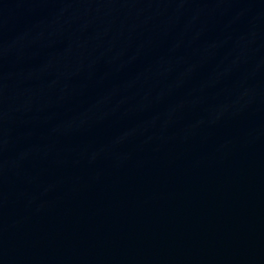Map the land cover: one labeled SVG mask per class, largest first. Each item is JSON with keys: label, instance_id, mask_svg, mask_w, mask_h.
<instances>
[{"label": "water", "instance_id": "95a60500", "mask_svg": "<svg viewBox=\"0 0 264 264\" xmlns=\"http://www.w3.org/2000/svg\"><path fill=\"white\" fill-rule=\"evenodd\" d=\"M0 264H264V0H0Z\"/></svg>", "mask_w": 264, "mask_h": 264}]
</instances>
